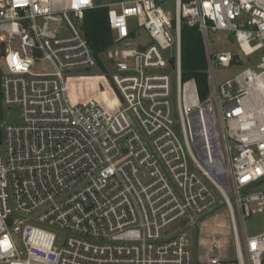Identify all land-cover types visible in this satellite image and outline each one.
I'll use <instances>...</instances> for the list:
<instances>
[{"label":"built area","instance_id":"2783aa9c","mask_svg":"<svg viewBox=\"0 0 264 264\" xmlns=\"http://www.w3.org/2000/svg\"><path fill=\"white\" fill-rule=\"evenodd\" d=\"M96 6L124 45L102 64L81 28ZM182 23L202 35L204 99L181 77ZM221 32L236 52L212 51ZM263 180L264 0H0V264H264L243 224ZM218 204L234 254L213 240L196 263L185 231Z\"/></svg>","mask_w":264,"mask_h":264},{"label":"rangeland","instance_id":"374dc122","mask_svg":"<svg viewBox=\"0 0 264 264\" xmlns=\"http://www.w3.org/2000/svg\"><path fill=\"white\" fill-rule=\"evenodd\" d=\"M111 0H102V2L107 3ZM61 32L63 34L67 33V30L65 28V25L62 24L61 26ZM136 39L131 42V46H136L138 44H146L149 41V36L146 32H144L141 29H138L135 33ZM221 41L216 42L212 36L211 39V49L214 53L221 52V51H230L232 53L237 51V45L235 41L228 37V34L225 32H221ZM123 44H117L112 45L108 50H113L114 48H122ZM107 50V51H108ZM169 52H167L168 54ZM102 54V58L104 59V55ZM168 71L171 73L172 76V89H173V99H174V93H175V72L172 70V68L168 69ZM235 73V70L233 69H226L216 66L215 68V75L217 78L218 83L223 82L224 80L230 78ZM2 119H6L7 121L9 119L17 120L18 118L12 117L7 118V109L6 107L2 106ZM263 191L264 192V180L258 184L257 186H254L252 188V191ZM233 201V199H232ZM244 228H245V234L248 236L254 235L256 233H259L264 230V215L262 213H256L251 214L250 216H247L243 220ZM240 235L242 237L241 233V226L240 223H238ZM187 235L189 236V243L194 253L195 262L197 263V259L199 258L201 261L206 260V251L210 247L209 244L214 240L216 243H218L222 254L218 250H212L210 253L212 255H218L219 253L225 257V258H232L234 254V246H233V240L231 237V228H230V222L228 213L226 211V208L224 204H218L208 215L203 217L201 221V225L196 229H187L185 231Z\"/></svg>","mask_w":264,"mask_h":264},{"label":"trees","instance_id":"16d2710c","mask_svg":"<svg viewBox=\"0 0 264 264\" xmlns=\"http://www.w3.org/2000/svg\"><path fill=\"white\" fill-rule=\"evenodd\" d=\"M93 54L100 56L113 44V34L108 23L107 8L86 9L81 25ZM181 77L194 79L200 99L207 95V60L202 35L197 27L181 25Z\"/></svg>","mask_w":264,"mask_h":264},{"label":"water","instance_id":"95a60500","mask_svg":"<svg viewBox=\"0 0 264 264\" xmlns=\"http://www.w3.org/2000/svg\"><path fill=\"white\" fill-rule=\"evenodd\" d=\"M238 54L240 55V57L242 58V60L244 61L245 65L247 66L248 65V62H247V59L245 58V56L242 54L241 51L238 52ZM169 62L172 66H174V63H175V57L174 56H171L169 58Z\"/></svg>","mask_w":264,"mask_h":264}]
</instances>
